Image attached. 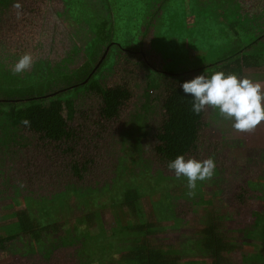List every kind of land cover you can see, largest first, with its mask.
Instances as JSON below:
<instances>
[{"label": "rangeland", "instance_id": "374dc122", "mask_svg": "<svg viewBox=\"0 0 264 264\" xmlns=\"http://www.w3.org/2000/svg\"><path fill=\"white\" fill-rule=\"evenodd\" d=\"M85 1L87 0H76L78 8L84 7ZM123 1L125 4L121 6L122 9H118L120 6L117 0L112 5L111 16L113 19L118 18L115 22L114 41L129 47L135 45L137 47L139 41H142L140 49L143 50L146 59L162 71L174 74L149 73L150 79L155 82L161 77V80L165 79L163 83L180 85L183 81L206 71L207 64L237 43L233 36L234 31L225 28L230 22L238 24L235 29L243 28L241 36L245 34L244 30L249 24H253L255 31L264 30V9H259L264 7V0H169L167 9H162L158 14L162 21V29H156L154 33V27L150 26L146 35L141 36L138 28L151 10L149 3L153 1ZM20 3L22 4L20 15H17V9L13 7L11 14L5 17L4 24L2 21L0 23L2 24L0 59L9 55L14 65L21 55L30 53L33 57V66L38 69L40 67L38 59L49 56L51 60L60 61L63 52L74 45L77 53L73 60L66 64L75 69L86 60L85 48L82 46L85 41L80 38L82 31L78 29L77 24L80 15L74 4H71L69 11L62 0H20ZM92 12L98 14L97 11ZM123 27L127 28L134 41L124 42L125 36L121 31L124 30ZM140 29L142 31L143 27ZM41 39L46 48L51 46L49 52L47 49L34 48V43ZM244 41L245 38L240 40L241 43ZM256 45L261 48L264 57V40ZM44 50L46 55L43 54ZM13 54H16L15 61ZM130 57L134 60L133 56ZM112 58L111 55L108 56L96 76L106 71L104 79L107 78V84L110 86L116 83L124 84L126 81L130 86L132 98L122 106L119 118L111 121L102 120L99 115V104L94 96L87 95L80 105L77 104L78 113L71 124L76 129L78 138L72 156L62 153L64 146L38 143L29 133L22 132L31 144L22 149L20 145H16L15 149L20 150V154L13 162L10 159L4 161L0 168L1 225L8 226L12 223L11 219L4 220L2 217L23 206L20 197H12L10 186L4 183L6 179L8 181L12 179L14 185L19 181L23 187L28 184L27 188L33 189L39 195H43L41 192L44 189L56 191L69 183L76 187L86 186L95 189L107 180L105 188L99 190V205L91 204L86 208L87 212L88 210L96 212L97 218L94 221L101 223L106 234L117 225V214L122 211L121 208H117L120 199L114 195L116 184L128 181L142 187L143 207L150 214L153 223L160 222L169 226L172 223L161 221L160 213L157 212L159 201L164 200L163 206L171 203V198L164 199V193L167 192L171 196L182 194L187 186V180L183 176L177 178L172 170L164 167L152 150L155 144L153 132L157 131L162 119L160 104L158 101L152 102L153 111L146 115L151 132L144 134L135 123L139 120L135 118L138 121H134L130 116L140 109L144 100L143 94L147 90L143 81L144 72L138 70L132 63L114 65L111 69ZM262 65L261 68L245 70L247 74L242 72V75L253 78V75L260 74V83L264 86V61ZM114 67L121 69L117 68L116 73L110 77ZM190 69L195 71L175 75ZM27 70L14 73L18 77L12 79V85H15L16 81L26 82L29 77V74H26ZM154 93L157 91L154 90ZM129 117L132 121H129ZM97 134L99 136H96ZM263 151L264 122L250 132H240L233 129L232 121L222 118L218 110L205 107L197 147L186 159L193 157L203 160L212 156L216 164L215 172L218 174L211 179L197 181L195 189L187 188V194L191 192L189 195L192 199L184 197L173 200L176 201L174 212L180 223L178 226L166 227L163 231L150 235L148 239L151 244L165 250L176 251L174 255L179 258L180 264H210L208 259L194 256L192 252L195 250L198 230L207 219L212 218L218 222L226 239L233 240L236 246L235 250L225 254L224 264L250 262L262 264L264 258L258 253L259 242L244 237L242 230L254 220L264 221V190H260L259 187L256 189L257 183H260L263 180L261 177L264 176V164L260 156ZM72 159L77 160L79 164L83 163L84 159H91L83 180L72 177L69 167ZM156 171L160 172L162 177L174 178L173 181L167 180V188L163 180L157 179ZM79 201L69 191V197L67 196L69 221L64 213L56 214L55 219L61 220L66 227H70L75 219H78L77 228L79 230L86 228L82 222V216L86 211L80 209ZM95 227L97 228V224ZM29 243L31 241L24 237L6 244L4 249L0 248V264L85 263L79 254L85 253L88 246L85 247L80 242H75L72 247L64 248L61 252H55L50 260H43L38 253H27ZM92 249L93 247L90 251ZM113 257L115 261L119 254H113ZM93 259L88 264H109V258L106 256L104 258L96 256Z\"/></svg>", "mask_w": 264, "mask_h": 264}, {"label": "trees", "instance_id": "16d2710c", "mask_svg": "<svg viewBox=\"0 0 264 264\" xmlns=\"http://www.w3.org/2000/svg\"><path fill=\"white\" fill-rule=\"evenodd\" d=\"M62 1L68 6L69 11L71 4L77 7L80 15L77 24L78 29L82 31L80 38L85 41L82 46L85 48L86 60L75 69L66 64L71 62L77 53L74 45H72L63 52L60 61H54L49 56H45L43 59L37 60L40 66L38 69L34 68L33 62L30 69L27 70L26 74H29V77H27L26 82L16 81V84L12 85V79L18 77L12 71L13 62L9 55L0 59V77H3V79L0 78V168L4 161L10 159L13 162L20 154L21 151L15 149L17 148L16 145H20L22 149V147L31 144L22 132L29 133L33 140L38 143L53 144L56 147L64 146L62 153L72 156L78 138L76 129L71 124L78 113L77 104L80 105L87 95L94 96L99 104V115L102 120L111 121L119 118L122 106L132 98L130 86L127 81L124 84L116 83V85L110 86L107 84V78L104 79L106 71L96 76L110 55L113 57L110 63L111 69L114 65L122 64L123 66L132 63L137 66L138 70L144 72L145 79L143 81L147 89L143 94L144 100L140 109L130 114L134 121L139 120L135 123L144 134L151 132L146 122V115L153 111L152 102L158 101L160 104L162 119L157 131L153 132L155 144L152 148L158 161L168 168V162L177 155H183L186 159L187 155L197 147L203 117V110L199 114H194L191 111V94L183 93L180 85L163 83L165 79L161 80V77H158L156 82L150 79L149 73L174 74L162 71L146 59L142 53L143 50L140 49L142 41H139L137 47L136 45L129 47L114 41L115 22L118 18L114 17L113 19L111 13L115 0H87L82 8H78L76 0ZM117 1H119L120 6L118 9H122L121 6L125 4L124 1ZM152 1L149 3L151 10L145 15L142 25L138 28L141 36L146 35L150 26L154 27V33L156 29H162V21L158 14L162 9H167L169 0ZM14 3L15 0H0V23L2 21L4 24L5 17L11 14ZM87 9L90 11L86 12ZM259 9L263 10L264 7ZM92 10L97 11L98 14H94ZM195 25L193 24V26ZM237 25L230 22L225 26L227 30L234 31L233 36L237 43L207 64L205 66L206 74L224 71L244 76L242 72L247 74L245 70L263 66V52L256 44L264 40V30L255 31L253 24H249L244 30L245 34L241 36L243 28L235 29L238 27ZM141 27H143L142 31ZM123 28L124 30L121 31L125 36L124 42L134 41L127 28ZM242 38H245L244 43L240 42ZM153 40L155 41L154 37ZM50 47L47 46L46 48L42 39L34 43V48L47 49V52L50 51ZM192 52L194 51L192 50ZM43 54L46 55V50L43 51ZM13 55L15 61L16 54ZM130 56H133L134 60ZM117 68L121 69V67H114L110 77L116 73ZM193 71L195 69L185 70L175 75H184ZM251 79L261 81V76L255 74ZM7 81L9 82L7 83ZM154 90L157 93H154ZM25 119L30 122L28 126L22 123ZM129 121H132L130 117ZM260 156L264 164V151ZM84 160L83 163L79 164L77 160L72 159L71 165H69L72 177L76 180H83L88 163L91 162V159ZM156 173L157 179L163 180L166 188L168 186L167 180L173 181L174 179L173 177H162L158 171ZM216 174H218L217 171L214 175ZM261 178L263 180L257 183L256 189L259 187L260 190H264V176ZM11 181L12 179L10 181L6 179L4 183L10 186L13 198H21L23 206L2 217L4 220L9 218L13 222L8 226L0 224L1 249L6 248L5 245L8 243L26 237L31 241L30 247H27V253H38L43 260H50L55 252H61L64 248L72 247L75 242H80L83 246H88L85 253L79 254L83 258L84 264L90 263L96 256L99 258L108 257L109 264H180L179 258L174 255L177 253L176 251L165 250L160 246L153 245L148 237L163 231L166 227L179 225L180 220L174 212L176 201L173 200L184 197L190 199L191 195L187 194V186L182 194L176 196H171L167 192L164 193V199L171 198V203L163 206L164 200L159 201L160 206H158L157 212L160 213L161 221H172L169 226L151 221L150 214L143 207L142 198L144 194L139 184L135 185L128 181L117 183L114 195L120 199L117 208H121L122 211L117 214V225L111 229L109 234H106L101 223L94 221L97 218L96 212L89 210L87 212L86 208L91 204L99 205V190L105 188L107 180L96 186L95 189L86 186L76 187L69 183L59 187L56 191L44 189L41 192L43 195H39L33 189H28V184L23 187L19 184L20 181L16 185L12 184ZM1 191L0 188V193ZM69 191L77 197L78 201L80 200V209L86 211L82 216V222L85 223L86 228L82 230L76 226L79 222L78 219H75V222L73 220L72 224L70 222V227H66L65 223L56 220L54 217L58 213H64L69 221L70 216L67 213L69 210L67 202ZM73 206L77 208L76 205ZM33 212L36 214L34 215ZM96 224L97 228L95 227ZM242 231L243 236L247 239L259 242L258 253L264 258V221L254 220ZM92 247L93 249L90 251ZM235 248L233 240L226 239L218 222L211 218L207 219L198 230V238L192 254L208 259L210 264H224L225 254L232 252ZM113 254H119L115 261H113Z\"/></svg>", "mask_w": 264, "mask_h": 264}, {"label": "clouds", "instance_id": "9594fccd", "mask_svg": "<svg viewBox=\"0 0 264 264\" xmlns=\"http://www.w3.org/2000/svg\"><path fill=\"white\" fill-rule=\"evenodd\" d=\"M13 7L20 15L22 4L15 0ZM33 57L30 53L21 55L12 67L14 73H22L32 66ZM183 93L191 94V111L199 114L205 107L218 110L219 115L232 121V128L240 132H250L264 122V86L258 81L236 73L215 71L210 75L203 73L182 82ZM22 123L29 125L27 119ZM167 167L177 178L187 180V188L195 189L197 181L211 179L215 173V160L212 156L198 160L177 155L170 160ZM191 194V192L189 193Z\"/></svg>", "mask_w": 264, "mask_h": 264}, {"label": "crops", "instance_id": "0c3cea01", "mask_svg": "<svg viewBox=\"0 0 264 264\" xmlns=\"http://www.w3.org/2000/svg\"><path fill=\"white\" fill-rule=\"evenodd\" d=\"M258 82H260V81H258Z\"/></svg>", "mask_w": 264, "mask_h": 264}]
</instances>
